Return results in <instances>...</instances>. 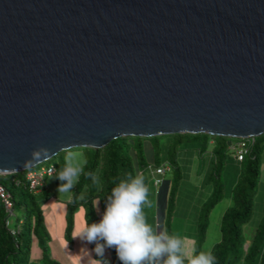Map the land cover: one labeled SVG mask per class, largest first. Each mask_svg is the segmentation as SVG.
Instances as JSON below:
<instances>
[{
    "label": "water",
    "instance_id": "1",
    "mask_svg": "<svg viewBox=\"0 0 264 264\" xmlns=\"http://www.w3.org/2000/svg\"><path fill=\"white\" fill-rule=\"evenodd\" d=\"M263 132L264 0H0V175L117 137Z\"/></svg>",
    "mask_w": 264,
    "mask_h": 264
},
{
    "label": "trees",
    "instance_id": "2",
    "mask_svg": "<svg viewBox=\"0 0 264 264\" xmlns=\"http://www.w3.org/2000/svg\"><path fill=\"white\" fill-rule=\"evenodd\" d=\"M183 138L198 140L199 151H204L206 144L211 145L210 169L212 170L206 174L204 180L212 181V194L198 213L191 255L199 254V246L204 238L207 223L206 215L213 204L221 198L218 173L225 158L232 154L238 171L230 188L231 203L220 216L219 239L212 244L209 251L215 257V264H264V208L263 215L249 238H244L242 234V225L251 213L252 196L258 177L259 153L264 146V132L244 139L206 133H172L148 137L126 136L111 139L104 146L95 149L72 148L73 151H81L85 154L88 163L84 172L98 175L100 183L94 184L91 178L82 174L79 183L72 190L73 202H69L68 199L62 201L60 211L63 219L62 237L67 245L71 243L72 214L76 207L82 208L84 225L98 222L108 197L117 184L138 174H145V176L152 174V168L161 163L168 164L171 176L165 178L161 175L162 183L157 197L158 202L163 204V209L160 225H157L160 228L159 232L166 231L170 234L169 218L178 180L177 166L172 156L175 154L174 146ZM239 143H242V154L237 160L234 154ZM160 150H165L171 158L169 160L158 158ZM56 156L60 159L56 166H51L55 171H59L64 166L66 153L61 151ZM31 168L0 175V184L10 197V215L16 206L20 205L22 209L21 216H14V221L10 225L9 215L6 214L0 202V264H60L47 253L46 242L49 240V234L43 223V208L40 205V201L53 197L45 182L48 175L43 174L38 184L32 189L26 179L27 173L36 171ZM52 174L55 172L53 171ZM7 182L12 183L16 190L15 194L8 190ZM81 194L84 196L83 200L78 199ZM33 240L39 248L38 261L29 257ZM88 246L90 251L95 247L94 244H88ZM91 254L93 258H97L94 252ZM106 254L110 264H121L114 248L107 249Z\"/></svg>",
    "mask_w": 264,
    "mask_h": 264
},
{
    "label": "rangeland",
    "instance_id": "3",
    "mask_svg": "<svg viewBox=\"0 0 264 264\" xmlns=\"http://www.w3.org/2000/svg\"><path fill=\"white\" fill-rule=\"evenodd\" d=\"M210 149L211 145L208 143L206 144L204 151H199L198 140L186 138H183L176 143L173 149L175 150V154H173L172 158H174L177 166L178 180L172 199V210L169 218V233L170 235L178 236L185 241V251L188 255H191L193 250L198 213L203 209L205 202L208 201L212 194V181L204 180L206 174L208 172L210 173L212 170V168L210 169ZM157 157L169 160L171 155H167L165 150H160ZM59 159L60 158L57 156L51 157L31 169H36L35 172L38 173L37 177H39V172H41L39 169L40 167L45 168L51 165L56 166ZM237 171V163L234 161L231 154L225 158L224 164L218 173V180L221 184V198L213 204L206 215L207 223L204 230V238L199 246V253L201 251H209L212 244L219 239V219L222 212L231 203L229 196L230 188L235 181ZM163 175L165 178H169L171 176L170 170H166ZM143 176H145V174ZM155 177H159L160 183H162V177L157 174L152 173L144 177V182L149 188V199L152 202V206L150 208L146 207L144 211L148 223L153 225L158 231L160 228L157 224L160 223L162 217L163 204L158 202L157 197L161 187V185H159L160 183L157 186L152 184V180ZM5 179L8 180L7 178ZM45 182L47 188L53 195L52 198L40 201V205L43 208V223L49 234V240L46 242L48 255L58 260L60 264H91L94 258L92 254L89 256L87 252V250L91 252L88 243L82 242L79 238H72L73 235L84 226L82 208L76 207L73 211L72 229L70 232L71 243L68 246L62 237L63 219L60 212L62 201H65L67 198H61L57 192V188L61 183L59 180L50 179V175H48L45 178ZM6 185L11 193H16L12 183L7 182ZM263 201L264 146L259 153L258 177L252 196L251 213L248 220L242 225V234L244 238H249L254 227L258 224L263 215ZM21 214L22 209L20 205L16 206L13 209L12 215L8 216L9 224L12 225L14 216H21ZM39 256V248L33 240L30 245L29 257L34 261H38ZM105 257L107 258L106 252Z\"/></svg>",
    "mask_w": 264,
    "mask_h": 264
},
{
    "label": "clouds",
    "instance_id": "4",
    "mask_svg": "<svg viewBox=\"0 0 264 264\" xmlns=\"http://www.w3.org/2000/svg\"><path fill=\"white\" fill-rule=\"evenodd\" d=\"M48 151L46 147H39L33 150V155L39 157ZM64 151L65 165L59 171L53 170L55 174L50 179L59 180L57 192L61 198L73 202L72 190L82 174L94 184H99L100 179L95 173L84 172L88 161L83 152L73 151L71 146ZM78 199L83 200V194ZM151 206L149 188L142 174L123 180L112 189L99 221L85 224L72 238L95 245L91 252L97 258L91 264H110L105 257L110 248L115 249L121 264H215L210 251L188 255L182 238L159 232L148 223L144 209Z\"/></svg>",
    "mask_w": 264,
    "mask_h": 264
},
{
    "label": "built area",
    "instance_id": "5",
    "mask_svg": "<svg viewBox=\"0 0 264 264\" xmlns=\"http://www.w3.org/2000/svg\"><path fill=\"white\" fill-rule=\"evenodd\" d=\"M238 147L235 149V158L237 160H239L241 158V147H242V143H239L237 145ZM53 167L52 166H47L45 168H40L39 172V177H37L38 173L36 172H29L26 174V179L28 180L29 183V187L34 189V187L38 184L39 178H41V176L43 174L49 175L53 173ZM166 170H169V166L166 163H161L158 166L152 168V173L157 174L161 177V175H163L165 173ZM162 181V179H161ZM160 183V179L159 177H155L152 180V184L154 186H157ZM161 185V183L159 184ZM0 202L2 203V206L4 208V211L6 212L7 215L11 214V201H10V197L8 192L4 189V187L0 184ZM5 223H7V220H5Z\"/></svg>",
    "mask_w": 264,
    "mask_h": 264
},
{
    "label": "crops",
    "instance_id": "6",
    "mask_svg": "<svg viewBox=\"0 0 264 264\" xmlns=\"http://www.w3.org/2000/svg\"><path fill=\"white\" fill-rule=\"evenodd\" d=\"M156 225V224H155Z\"/></svg>",
    "mask_w": 264,
    "mask_h": 264
}]
</instances>
